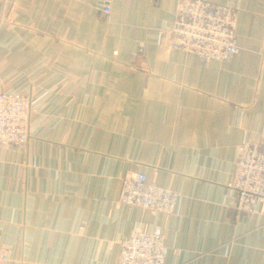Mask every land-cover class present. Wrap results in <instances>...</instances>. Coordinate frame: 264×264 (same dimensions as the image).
Masks as SVG:
<instances>
[{"label":"crops","instance_id":"crops-1","mask_svg":"<svg viewBox=\"0 0 264 264\" xmlns=\"http://www.w3.org/2000/svg\"><path fill=\"white\" fill-rule=\"evenodd\" d=\"M99 1L0 0V90L32 100L27 146L0 144L5 264H119L135 226L161 228L165 264H264V203L229 186L264 142V0H234L226 60L169 46L180 0H109L107 20ZM134 170L171 213L118 200Z\"/></svg>","mask_w":264,"mask_h":264},{"label":"built area","instance_id":"built-area-1","mask_svg":"<svg viewBox=\"0 0 264 264\" xmlns=\"http://www.w3.org/2000/svg\"><path fill=\"white\" fill-rule=\"evenodd\" d=\"M110 1L100 0L97 16L107 20ZM238 12L234 0L219 3L213 0H180L174 24L169 27L167 43L172 48L195 52L204 59L226 60L238 52L236 32ZM163 90L177 93L179 85L162 81ZM31 97L0 90V144L25 148L29 140ZM118 200L138 209L171 213L179 194L147 178L142 170L120 172ZM229 186L237 192V207L250 209L258 200L264 203V142L243 141L239 146L236 169ZM119 264H165L168 247L161 228L135 226L119 239ZM8 259L7 249L0 242V264Z\"/></svg>","mask_w":264,"mask_h":264}]
</instances>
